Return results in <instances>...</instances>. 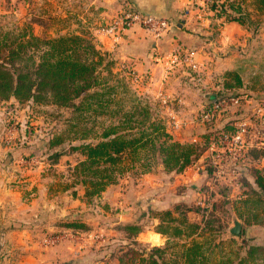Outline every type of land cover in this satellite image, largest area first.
Here are the masks:
<instances>
[{
    "label": "rangeland",
    "instance_id": "rangeland-1",
    "mask_svg": "<svg viewBox=\"0 0 264 264\" xmlns=\"http://www.w3.org/2000/svg\"><path fill=\"white\" fill-rule=\"evenodd\" d=\"M61 1L0 0V39H7V43H10L15 38L20 40L23 35L30 32L42 38L79 34L91 39L96 47L101 49L90 24L96 19L94 17L90 19V15L85 11V3L88 0L79 1L82 10L80 18L74 14H67L65 17L59 15ZM234 1L244 2L251 12L254 24L249 25V33L245 31L239 34L242 36H239L240 43L229 40L224 50H217L218 55L225 59L214 64L219 65V70H215V74L206 72L205 64L203 70L196 73L189 71L195 77L190 83L192 90L196 92V89L200 88L203 91V107L195 112L197 117L205 107L212 106L222 99L221 95L226 91L223 87L225 79L226 82H234L232 75L229 77V72H238L242 77V87L226 91L238 94L236 95L240 98L238 104L222 109L208 122L202 123L198 118L194 121L195 125L197 123L204 125L205 135L210 132V139L219 138L224 130L234 131L236 123L240 121H248L254 125L256 110L264 108V14L256 11L255 0ZM66 2L67 4L62 7L71 13L75 0ZM213 15L215 18H221L215 11ZM221 32V29H215L208 36L220 40ZM23 39H28V36ZM45 49L44 45L40 48L31 47L28 54L38 57ZM109 53L113 61L112 71L104 73L103 81H106V85L97 88L105 95L102 97L105 99L104 108L99 107V102L95 100L92 110L81 115L52 103L39 104L30 101L19 104L13 98L0 100V115L4 118L3 122L6 121L8 124V128L1 136L2 144H13L5 160H15L22 155L21 162L29 168H38L39 177L42 180L46 179L49 198L58 194L57 191L60 189L66 190L67 185H75L70 193L72 191L76 195L79 193L82 202L80 204L77 202L73 208L67 209L62 217L57 218L54 208L50 210L51 213L41 212L33 221L13 219L11 215L10 219H7V216L3 219L2 212L8 213L7 215L9 212L7 209H1L0 264H13L24 252L16 246H25V239L9 236L12 230H26L22 233L30 235L27 238V245L34 246V251L45 253L55 247L50 257H56L58 261L56 264H119V257L129 250V244L134 241L138 242V247L146 249V254L155 247L172 246L175 243L191 244L194 240L205 241L214 246L212 259L230 256L234 260L239 253L244 255L248 245H264V224L249 226L238 217L242 193L250 188V185L243 184L242 172L246 170L253 174L255 168L264 170L263 159L246 160L239 166H230L229 174L216 179L208 152H205L199 161L196 160L187 167L186 171L178 173L166 170L159 154H155L149 147H140L136 154L128 151L124 162L115 167L117 179L114 184L107 187L108 192L102 193L92 204L86 202L83 197L85 187L77 183L79 180L74 172L75 165L83 159V155L73 150L70 145L79 143L83 135L96 141L103 128L109 125H124L129 127L124 132L131 138L142 137L152 132V122L160 120L164 122V116L166 117L157 98L154 99L145 89V78L138 75L133 64L117 58L113 52ZM146 112H149L148 117ZM263 116L256 123V128L262 131V137ZM228 123H231V126H228ZM231 127H234V130ZM254 129L250 126L249 145L260 141L259 135L254 136ZM25 133L28 136L26 140L22 138ZM52 134L61 135L65 140L60 146V152L63 154L59 156L58 164L55 166L53 164L57 155L52 154V151L57 147H49L46 141ZM196 140L202 143L204 138ZM145 175L143 183L141 178ZM23 187L25 199L30 201L38 197L39 186L30 184L27 188ZM167 211L173 212L171 217L176 219L172 225L180 224L187 219L188 223L185 226L198 223L201 225V233L192 237H176L172 233L163 235L157 232L161 221L163 223L162 218L166 221L164 225L171 222L169 219L171 217L165 218ZM66 213H69L68 216ZM76 215L86 223L87 230L72 229L73 232H62L50 227L62 226ZM236 219L243 224L239 237L233 236L230 232ZM128 223L139 225L142 231L137 235L129 233L124 230L125 224ZM202 233L204 235H201ZM64 251L69 254L66 261L58 259V255L62 256ZM167 257L170 258L171 255Z\"/></svg>",
    "mask_w": 264,
    "mask_h": 264
},
{
    "label": "trees",
    "instance_id": "trees-1",
    "mask_svg": "<svg viewBox=\"0 0 264 264\" xmlns=\"http://www.w3.org/2000/svg\"><path fill=\"white\" fill-rule=\"evenodd\" d=\"M255 7L260 14H264V0H255ZM209 8L229 21L248 26L254 24L251 12L244 2L221 0L219 3H211ZM27 36L28 39H23ZM18 39L15 38L10 43H7V39H0V100L15 97L19 104L30 101L52 103L81 115L92 110L95 100L99 102V107L104 108L105 99L102 97L105 95L97 88L106 85V81H103L104 73L112 71L113 61L108 51L98 49L91 39L79 34L42 38L30 32ZM42 44L46 49L41 55L29 56L31 47L40 48ZM228 74L229 77L232 75L234 82H226L225 79L223 87L226 91L243 86L238 72ZM226 91H223L222 98L238 95ZM148 115L149 112H146L147 117ZM151 125V133L132 138L124 132L129 127L109 125L103 128L96 141L83 135L79 143L70 145L83 155V159L75 165L74 172L79 180L77 183L85 187L84 198L87 203H94L109 185L116 182L115 167L124 162L128 151L136 154L140 147H149L155 154H159L166 170L181 173L203 155L210 141V132L203 135L202 143L182 142L174 138L162 120L154 121ZM227 125L231 126V123ZM231 129L234 130V127ZM46 141L49 147H57L52 151V154L57 155V163L59 156L63 154L60 146L65 140L61 135L52 134ZM249 156L254 160L262 159L264 149L252 148ZM242 175L243 184L250 185V188L242 193L238 217L249 226L263 225L264 170L255 168L253 174L245 170ZM71 187L75 185H67L68 189ZM165 214V218H168L173 212L167 211ZM169 219L171 222L164 225L166 221L162 218L163 223L161 221L157 232L163 235L172 233L176 237H192L201 233V225L198 223L185 226L188 223L185 219L180 224L172 225L176 219ZM66 222L62 225L66 228L88 229L78 215ZM124 230L137 235L142 228L128 223ZM207 243L197 240L191 244L175 243L172 246L155 247L146 254V249L138 247V242L134 241L129 244V250L119 257V264H264V245H248L244 255L238 252L239 255L234 260L230 256L212 259L214 246ZM169 254L170 258L167 257Z\"/></svg>",
    "mask_w": 264,
    "mask_h": 264
},
{
    "label": "crops",
    "instance_id": "crops-1",
    "mask_svg": "<svg viewBox=\"0 0 264 264\" xmlns=\"http://www.w3.org/2000/svg\"><path fill=\"white\" fill-rule=\"evenodd\" d=\"M79 1L75 0L73 11L68 13L66 8L62 7L67 2L62 0L59 3L58 14L64 17L67 14H74L80 18L82 10ZM130 8L168 19L171 23L170 32L161 39H156L139 25H134L118 39L100 32L101 27L113 17ZM85 11L90 15V19L93 17L96 19L90 24L93 26L92 30L98 46L102 50L113 52L117 58H122L123 61L127 60L128 64L131 62L138 75L145 78L144 87L154 99L157 98L160 102L161 109L166 114V117L164 116L166 128L174 138L182 142L196 141L197 138L202 139L205 134V127L202 123L195 125L194 121L198 120L195 112L203 107V91L197 88L195 92L190 86L195 77L189 71L196 73L197 70L182 62L171 64L169 56L174 52L192 54L195 61L201 65L198 71L203 70L205 64L206 72L215 74V70H219V65L214 64L225 59V57L218 55L217 50H224L229 40L239 42V36H241L239 34H243L245 31L249 33L248 28L250 27L223 17L215 18L213 11L207 8L201 0H88L85 3ZM215 29L222 31L220 40L208 36ZM232 30L235 31L231 33ZM227 31L230 32L227 33ZM247 36L249 40L250 34ZM172 116L184 121L182 129L173 128ZM3 119V116L0 115V210L7 209L9 212V215L2 212L3 219L6 216L7 219H10L9 216L11 215L13 219L33 221L41 212L51 213L50 210L54 208L58 218L59 216L62 217L67 209L73 208L77 202L78 204L82 203L79 193L77 195L73 194L74 191L70 193L73 187L66 188V190L60 189L57 191L58 194L49 198L45 184L46 179L42 180L39 177L38 168H29L21 162L22 155L16 157L15 160H5V157L9 156L8 153L11 152L13 144H2V133L8 128V124L6 121L3 122ZM22 138L26 140L27 134H23ZM57 164L54 163L53 165ZM143 177L141 179L144 183L146 175ZM30 184L31 186H39V195L29 201L24 198L25 191L22 187L27 188ZM106 191L108 192V188ZM68 212L71 211L68 210ZM69 213H66V216ZM50 227L57 228L62 232L75 230L64 226L50 225ZM23 231L12 230L9 232V236L12 238H24L26 244L21 247L16 246L17 249L20 248L19 250L24 252L18 256L13 264H56L58 262L55 256L50 257V253L55 250V247L45 253L34 251V246L27 245V238L30 235L22 233ZM30 232L34 233L33 231ZM68 248L71 249V247ZM68 255L64 251L62 256L58 255V259L66 261Z\"/></svg>",
    "mask_w": 264,
    "mask_h": 264
},
{
    "label": "built area",
    "instance_id": "built-area-1",
    "mask_svg": "<svg viewBox=\"0 0 264 264\" xmlns=\"http://www.w3.org/2000/svg\"><path fill=\"white\" fill-rule=\"evenodd\" d=\"M201 1L206 7H209L211 3H219L221 0ZM134 25L144 27L156 39H161L171 30V23L168 19L130 8L122 11L118 14V16L113 17L108 23L101 27L100 32L109 36H114L118 39ZM169 62L171 64L179 62L184 64L186 63L197 71L201 67L200 63L195 61L193 55L189 53L183 54L181 52H174L169 56ZM239 102L240 98L236 96L222 98L218 102H215L212 106L205 107L203 111L199 113V117L197 118L202 123L208 122L215 118L222 109H225L230 105L238 104ZM263 112V107L256 110V115H254L253 119L254 125L248 121H240L236 123V129L234 131L224 130L219 138L210 139L205 152L210 153L212 166L214 167L213 173L216 179L223 178L227 173L229 174L230 166H239L241 162L244 163L246 160H264V158L254 160L249 156V151L252 148L264 149V137H262V131L256 128V123L260 118H262L264 114ZM172 126L174 129H182L184 121L176 116H172ZM250 126L255 128L254 136L259 135L260 138V141L254 143L253 145H249ZM193 142L200 143L197 140ZM203 155L198 159V161L203 157Z\"/></svg>",
    "mask_w": 264,
    "mask_h": 264
},
{
    "label": "water",
    "instance_id": "water-1",
    "mask_svg": "<svg viewBox=\"0 0 264 264\" xmlns=\"http://www.w3.org/2000/svg\"><path fill=\"white\" fill-rule=\"evenodd\" d=\"M12 98L14 101L16 100L15 97H12ZM242 226H243L242 222L236 219L234 221V226L231 227V229H230L231 234L233 236H237V237L241 236Z\"/></svg>",
    "mask_w": 264,
    "mask_h": 264
}]
</instances>
